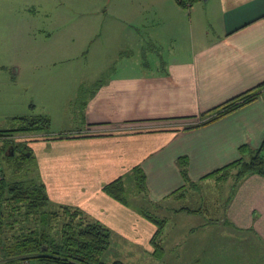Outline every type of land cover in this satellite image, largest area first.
I'll use <instances>...</instances> for the list:
<instances>
[{"label": "crops", "instance_id": "0c3cea01", "mask_svg": "<svg viewBox=\"0 0 264 264\" xmlns=\"http://www.w3.org/2000/svg\"><path fill=\"white\" fill-rule=\"evenodd\" d=\"M106 10L128 17L139 33L126 34L131 52L88 100L85 130L68 138H27L51 203L78 206L108 226L112 239L154 254L156 223L109 196L104 185L141 167L145 204L163 209L169 200L191 201L203 181L220 178L210 173L264 149V87L255 101L201 124L216 107L264 83V0H198L190 7L176 0H109ZM169 13H187V20L162 35ZM235 183L222 223L264 245V175L249 173ZM185 208L195 210L174 212Z\"/></svg>", "mask_w": 264, "mask_h": 264}, {"label": "rangeland", "instance_id": "374dc122", "mask_svg": "<svg viewBox=\"0 0 264 264\" xmlns=\"http://www.w3.org/2000/svg\"><path fill=\"white\" fill-rule=\"evenodd\" d=\"M106 7L109 0H0V133H6L0 139V165L9 181L43 183L34 167L38 161L31 149L32 139L27 137L70 136L85 130L88 100L131 52L124 42L129 38L126 34L139 32L129 26L128 17L113 15ZM168 15L171 18L162 24V35L176 31L187 20V13L180 18L174 13ZM33 119L42 127L13 131ZM11 149L14 154H7ZM234 175L227 180L214 177L203 181L206 186L196 187L200 193L190 192L191 201L169 200L163 209L145 204L144 191H134L127 179L125 198L133 211L168 219L163 251L156 256L114 237L102 260H121L124 264H264L260 240L252 234H235L222 223ZM51 202L43 209V217L56 208ZM180 206L200 212L176 214L174 208ZM206 207L208 211L203 210ZM18 219L24 221L15 226L17 230L41 227L39 215ZM9 229L5 227L8 235L17 231Z\"/></svg>", "mask_w": 264, "mask_h": 264}, {"label": "trees", "instance_id": "16d2710c", "mask_svg": "<svg viewBox=\"0 0 264 264\" xmlns=\"http://www.w3.org/2000/svg\"><path fill=\"white\" fill-rule=\"evenodd\" d=\"M176 1L183 7H190L198 0ZM262 87H264V83L216 107L212 110L214 114L201 124L211 123L255 101ZM33 120L28 125L13 131L26 132L42 127ZM48 120L45 118L44 121ZM5 135L6 133H0V139ZM68 137L69 135L58 136V138ZM263 151V148H258L253 151L249 160L240 158L213 171L208 177L227 178L232 170L237 169L234 175L236 185L249 173L255 172L264 175ZM7 154H11V150ZM29 155L33 156L31 149ZM179 163L184 179L189 181L187 159L180 158ZM2 170L3 179L0 181V264H124L121 260L111 263L102 260V255L111 246L112 231L108 226L99 220L92 219L80 207L69 204L52 203L56 208L51 210L49 215L43 217L45 212L43 209L51 202L45 184H38L33 180L11 182L6 177L3 168ZM127 179L131 180L140 192L146 188L145 172L141 167H136L128 176L119 177L106 183L104 191L112 198L129 206L128 200L125 198ZM184 210L192 213L198 212L196 209L185 208ZM143 214L158 226L151 242L155 249L154 254L160 255L163 248L158 243V238L166 221L148 213L143 212ZM22 215H25L26 218L39 215L41 219L37 220L41 222V227L17 230L15 226L24 221L18 219V216ZM55 220L57 225L53 224ZM5 227H9V230L16 229L19 232L16 231L12 235H8Z\"/></svg>", "mask_w": 264, "mask_h": 264}, {"label": "built area", "instance_id": "2783aa9c", "mask_svg": "<svg viewBox=\"0 0 264 264\" xmlns=\"http://www.w3.org/2000/svg\"><path fill=\"white\" fill-rule=\"evenodd\" d=\"M3 179V170H2V167L0 165V181Z\"/></svg>", "mask_w": 264, "mask_h": 264}, {"label": "water", "instance_id": "95a60500", "mask_svg": "<svg viewBox=\"0 0 264 264\" xmlns=\"http://www.w3.org/2000/svg\"><path fill=\"white\" fill-rule=\"evenodd\" d=\"M11 154H14V150L13 149H11Z\"/></svg>", "mask_w": 264, "mask_h": 264}]
</instances>
